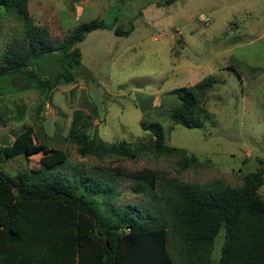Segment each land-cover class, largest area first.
Instances as JSON below:
<instances>
[{"label":"rangeland","instance_id":"374dc122","mask_svg":"<svg viewBox=\"0 0 264 264\" xmlns=\"http://www.w3.org/2000/svg\"><path fill=\"white\" fill-rule=\"evenodd\" d=\"M166 1L29 0L35 23L47 28L57 44L82 23L97 20L105 26L75 45L81 65L70 84L44 91L28 74L0 78V148L31 130L38 145L65 154L67 167L61 171L68 176L74 169L119 167L150 169L200 187L215 182L242 186L247 174L264 166V0ZM117 28L129 30V36H116ZM23 35L19 12L0 7V64L7 45ZM45 65L31 70L41 78L54 73L51 64ZM208 77L215 84L204 100L210 117L203 128L174 123L177 90ZM76 111L90 138L108 146L127 143L138 150L137 158L81 157L69 137ZM155 123L163 127L166 146L184 150L197 162L185 169L184 156L157 152L154 135L142 126ZM42 155L2 160L0 170L14 177L38 169ZM119 182L110 204L149 200L131 192V181ZM259 194L264 199V185ZM96 204L105 210L102 198ZM224 237L222 229L215 240V264Z\"/></svg>","mask_w":264,"mask_h":264},{"label":"trees","instance_id":"16d2710c","mask_svg":"<svg viewBox=\"0 0 264 264\" xmlns=\"http://www.w3.org/2000/svg\"><path fill=\"white\" fill-rule=\"evenodd\" d=\"M28 4L0 0V7L16 9L24 22L23 37L12 40L2 56L0 78L28 74L44 91L74 82L82 57L75 45L105 24L82 23L57 44L47 28L35 23ZM114 34L129 36L130 31L117 28ZM45 64L55 69L47 77L31 70L32 65L41 69ZM214 84L208 77L177 90L179 103L171 110V120L202 129L210 117L204 100ZM82 119L76 111L69 132L81 157L137 158L138 150L127 143L108 146L90 138ZM142 126L154 135L157 152L184 156L185 169L197 162L195 156L187 159L184 150L165 145L161 124ZM35 152L43 154L38 169L14 177L0 170V264H215L212 255L222 229L225 239L217 264H264V199L259 194L264 166L247 174L240 187L221 182L200 187L165 179L150 169L129 172L119 167L74 169L68 176L61 171L67 167L65 154L38 145L31 130L0 148V161L19 156L27 160ZM121 179L131 181L133 194L149 200L110 204ZM101 198L104 211L96 204Z\"/></svg>","mask_w":264,"mask_h":264},{"label":"water","instance_id":"95a60500","mask_svg":"<svg viewBox=\"0 0 264 264\" xmlns=\"http://www.w3.org/2000/svg\"><path fill=\"white\" fill-rule=\"evenodd\" d=\"M95 234H96L97 236H99V234H98V231H97V230L95 231Z\"/></svg>","mask_w":264,"mask_h":264}]
</instances>
